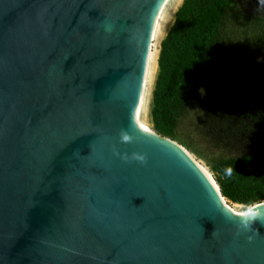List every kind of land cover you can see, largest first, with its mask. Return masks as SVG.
Returning <instances> with one entry per match:
<instances>
[{
	"label": "water",
	"instance_id": "water-1",
	"mask_svg": "<svg viewBox=\"0 0 264 264\" xmlns=\"http://www.w3.org/2000/svg\"><path fill=\"white\" fill-rule=\"evenodd\" d=\"M165 2L0 0V264H264V223L133 119Z\"/></svg>",
	"mask_w": 264,
	"mask_h": 264
},
{
	"label": "trees",
	"instance_id": "trees-1",
	"mask_svg": "<svg viewBox=\"0 0 264 264\" xmlns=\"http://www.w3.org/2000/svg\"><path fill=\"white\" fill-rule=\"evenodd\" d=\"M242 1H184L161 43L151 119L159 135L208 162L224 198L252 207L264 202V150L219 154L202 147L240 133L233 117L248 108H225L231 86L258 87L264 81L254 71L245 75L251 66L244 63L264 55V37L244 42L234 32L246 16ZM227 168L233 170L230 177Z\"/></svg>",
	"mask_w": 264,
	"mask_h": 264
},
{
	"label": "rangeland",
	"instance_id": "rangeland-1",
	"mask_svg": "<svg viewBox=\"0 0 264 264\" xmlns=\"http://www.w3.org/2000/svg\"><path fill=\"white\" fill-rule=\"evenodd\" d=\"M246 16H244L243 21L238 25L234 32L239 36L242 41H247L253 36L264 37V7H261L258 3V0H243L242 1ZM247 66H251L245 72V75H249L254 71L255 75L264 76V55L259 56L255 59H250L244 63ZM241 65V64H240ZM238 66V65H237ZM226 109L235 107L237 110L247 106L248 110L246 114H236L233 117L234 121L241 125L239 131L233 137H224V143H208L205 146V150L212 153H233L237 154L240 152H260L264 150V81L262 85L258 87H252L247 83L241 88H236L231 86V90L228 93V99L226 103L224 102ZM153 107V104H152ZM151 107V110H152ZM263 112L262 114L257 115L256 112ZM236 113V112H235ZM235 114H233L234 116ZM241 118V119H240ZM149 123L153 126V124ZM154 128V127H153ZM178 142L180 145L181 142ZM183 146V145H182ZM186 148L185 146H183ZM201 147V148H202ZM190 153H192L199 161L204 163L210 170L208 162L203 159L201 156L197 155L193 151L186 148ZM215 177V176H214ZM216 180V177H215ZM217 182V180H216ZM226 206L232 208L237 213H244L250 207H245L242 205L233 204L230 201L227 202Z\"/></svg>",
	"mask_w": 264,
	"mask_h": 264
},
{
	"label": "bare ground",
	"instance_id": "bare-ground-1",
	"mask_svg": "<svg viewBox=\"0 0 264 264\" xmlns=\"http://www.w3.org/2000/svg\"><path fill=\"white\" fill-rule=\"evenodd\" d=\"M184 1L185 0H166L154 24L153 33L150 40L148 63L143 78L142 97L140 103L133 112V119L135 122L151 133L155 132L149 121H151L153 92L155 90L156 81L159 75L158 62L161 51V43L167 37L171 28L173 27L176 14L183 5ZM181 151L187 157V159L192 162L208 178V180H210V182L220 189V186L215 180L214 174L204 163L199 161L186 148L181 149ZM225 203L227 204V201Z\"/></svg>",
	"mask_w": 264,
	"mask_h": 264
},
{
	"label": "clouds",
	"instance_id": "clouds-1",
	"mask_svg": "<svg viewBox=\"0 0 264 264\" xmlns=\"http://www.w3.org/2000/svg\"><path fill=\"white\" fill-rule=\"evenodd\" d=\"M258 3L261 7H264V0H258ZM130 140L131 138L127 133L121 134L122 143L130 142ZM133 158L141 162L145 160L144 156L138 154H134ZM232 171L233 170L231 168L225 169V175L230 177L232 175ZM261 208H264V205H257L255 211H253L252 208H249L247 212L241 214L242 219L239 221V226L242 231L249 230L254 220L259 219L261 223H264V211H260Z\"/></svg>",
	"mask_w": 264,
	"mask_h": 264
}]
</instances>
